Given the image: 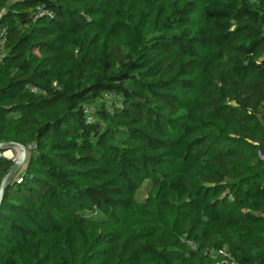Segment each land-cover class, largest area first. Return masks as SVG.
Here are the masks:
<instances>
[{"label": "trees", "instance_id": "16d2710c", "mask_svg": "<svg viewBox=\"0 0 264 264\" xmlns=\"http://www.w3.org/2000/svg\"><path fill=\"white\" fill-rule=\"evenodd\" d=\"M7 143L0 264H264V0H0Z\"/></svg>", "mask_w": 264, "mask_h": 264}, {"label": "built area", "instance_id": "2783aa9c", "mask_svg": "<svg viewBox=\"0 0 264 264\" xmlns=\"http://www.w3.org/2000/svg\"><path fill=\"white\" fill-rule=\"evenodd\" d=\"M36 17L40 18V17H50V14L48 13V11L44 10L42 7H37L36 8ZM29 91L32 94H44L42 90L37 89V88H30ZM101 101H108V102H113L114 104H116L117 106H119L121 104L122 98L115 94V93H105L102 95V97L99 100ZM91 113H92V109L91 108H86L84 110V114L87 116V121L91 120ZM1 156L3 157V153L1 154ZM213 257H217L220 256L222 257V261L220 263L217 264H235L234 261L232 260V258L229 256V254L224 251V250H220L217 251L216 253H212Z\"/></svg>", "mask_w": 264, "mask_h": 264}, {"label": "water", "instance_id": "95a60500", "mask_svg": "<svg viewBox=\"0 0 264 264\" xmlns=\"http://www.w3.org/2000/svg\"><path fill=\"white\" fill-rule=\"evenodd\" d=\"M10 149L19 150L21 157H20V161H17L16 163H14V165L10 169L8 175L3 179L2 183H1V187H0V197L2 194L3 188H4L5 184L7 183V181L9 180V178L11 177V175L22 166V164L24 163V160H25V150L22 146L15 144V143H7V144H1L0 145V150L7 151Z\"/></svg>", "mask_w": 264, "mask_h": 264}, {"label": "rangeland", "instance_id": "374dc122", "mask_svg": "<svg viewBox=\"0 0 264 264\" xmlns=\"http://www.w3.org/2000/svg\"><path fill=\"white\" fill-rule=\"evenodd\" d=\"M3 157L7 159H12L14 163H16L17 161H20L21 154H20V151L17 149H10L3 153ZM148 194H149V184L145 183L140 187L136 195L138 201L141 202V201L146 200V198L148 197Z\"/></svg>", "mask_w": 264, "mask_h": 264}]
</instances>
